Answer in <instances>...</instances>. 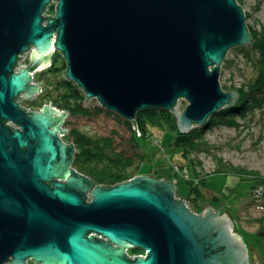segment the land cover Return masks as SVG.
Listing matches in <instances>:
<instances>
[{
  "label": "water",
  "instance_id": "1",
  "mask_svg": "<svg viewBox=\"0 0 264 264\" xmlns=\"http://www.w3.org/2000/svg\"><path fill=\"white\" fill-rule=\"evenodd\" d=\"M53 1L55 14L43 15ZM252 42L237 0H0V264H229L225 248L233 264H249L240 234L213 232L172 182L137 175L96 185L72 166L75 143L58 134L69 133L67 110L20 101L42 93V83L53 87L55 76L33 83L32 72L51 62L55 45L62 77L85 91V105L95 97L130 121L167 109L186 134L235 104L238 91L220 83L223 61ZM29 49L30 64L20 65ZM131 245L147 255L129 258Z\"/></svg>",
  "mask_w": 264,
  "mask_h": 264
},
{
  "label": "rangeland",
  "instance_id": "2",
  "mask_svg": "<svg viewBox=\"0 0 264 264\" xmlns=\"http://www.w3.org/2000/svg\"><path fill=\"white\" fill-rule=\"evenodd\" d=\"M240 4L247 13V24L260 28L264 24V0H243ZM52 5L56 7L57 4L53 1ZM54 14V11L51 12V15ZM53 57L62 66L57 72L59 76L53 74L55 79L48 80L55 85L63 76L66 64L59 51ZM227 57L232 58L233 63L230 68L222 65V88L228 91L243 85L248 87L257 76L253 62L242 52L236 54L232 48ZM48 88L43 85L42 93L30 99L22 98L20 103L32 110L41 109L43 104L50 103V98L45 95ZM51 90H55L54 87ZM238 100L239 96L235 104ZM187 104L188 101L183 99L179 109L184 110ZM85 106L90 109V115L71 116L67 111L69 115L62 128L74 126L93 136H112L116 149H123L137 159L136 153L143 151L146 158L138 168L137 175L160 180L164 178L172 182L177 188L176 197L184 198L189 207L197 208V211L206 205L204 210L210 206L215 211L219 209L220 216L228 215L234 221V232L246 242L255 241L259 233L264 231V106L250 110L245 117H239L240 124L237 126L211 124L214 113L202 135L203 150L189 152L187 156L183 155V147L175 143L179 131L173 130L170 123L160 125L148 118V121L143 122L145 128L142 130L137 119L128 120V124L127 119L116 112L109 113L95 97ZM99 107L103 110L98 112L96 110ZM67 120H70V124L66 123ZM133 132L140 145L137 149L130 144ZM63 138L65 141L71 140L68 135ZM259 238L264 240V237Z\"/></svg>",
  "mask_w": 264,
  "mask_h": 264
},
{
  "label": "trees",
  "instance_id": "3",
  "mask_svg": "<svg viewBox=\"0 0 264 264\" xmlns=\"http://www.w3.org/2000/svg\"><path fill=\"white\" fill-rule=\"evenodd\" d=\"M238 2L242 3L243 0H238ZM248 27L253 36V42L232 49L236 54L238 52L244 53L253 62L257 76L248 87L243 85L236 88L239 92L238 102L215 113L211 124L223 123L229 126H237L240 124L239 117H245L250 110L264 106V24L259 28L248 23ZM232 63L233 59L227 57L223 67L230 68ZM59 69H62V66L53 62L50 67L39 74V78L52 77ZM52 85L55 90L48 88L45 95L50 98L54 105L67 110L71 116L91 114L90 109L84 105L85 92L75 81L63 78L58 80L55 85L52 83ZM102 110V107H99L96 111ZM108 112L111 113L112 111L108 110ZM148 118L160 125L170 123L171 128L177 130L176 116L167 109L150 108L139 111L136 119L140 123V129L145 128L143 122L148 121ZM66 123L70 124V120H67ZM206 126L205 124V126L195 128L186 134L177 132L178 136L175 143L183 147L184 156H187L189 152L203 150L201 149L202 135ZM68 130V137L73 140L77 149L73 166L78 171L88 174L96 184L112 186L132 179L139 174L138 168L146 158L143 151L136 153L139 158L137 159L133 155H128L123 149H116L112 136H93L74 126ZM130 142L136 149L140 146L135 132L132 133ZM134 165H136L135 168H133Z\"/></svg>",
  "mask_w": 264,
  "mask_h": 264
},
{
  "label": "flooded vegetation",
  "instance_id": "4",
  "mask_svg": "<svg viewBox=\"0 0 264 264\" xmlns=\"http://www.w3.org/2000/svg\"><path fill=\"white\" fill-rule=\"evenodd\" d=\"M6 123L11 124L13 122L7 121ZM85 196H86V200L88 202H90L92 200L91 193L86 194ZM205 207H202L199 211H197V208L196 209L191 208V210L194 213H197L198 215H202L203 217H207V219L210 221V223L213 224V230H212L213 232H216L217 234H219V232H218L219 228L221 226H225L230 231H232V233H235L234 229L236 226L234 224V221L228 215H225V217H219L220 215L215 216L214 214H211V212L209 210L210 207H207L206 208L207 210H204ZM89 235H92L94 237V239L108 241L107 237H105L102 234H99L95 231L90 232ZM257 237L258 238H256L255 241H249V242H246L242 237V239L244 240V242L247 246V249H248L249 264H252V263L264 264V240H261L259 238V237H264V231H261ZM111 245L116 246V244H111ZM223 250H224L223 251V254H224L223 261L226 263H229V264H233L234 262H233V260L231 261V258H230L231 254H230L228 248H225ZM127 251L130 255H135V254L138 255L140 253L145 252V250H143L142 248H137L133 245H131V247L128 248ZM130 255L128 256L129 258H131ZM27 263L28 264H36L35 260L31 259V257L27 258ZM4 264H10V262H6Z\"/></svg>",
  "mask_w": 264,
  "mask_h": 264
},
{
  "label": "bare ground",
  "instance_id": "5",
  "mask_svg": "<svg viewBox=\"0 0 264 264\" xmlns=\"http://www.w3.org/2000/svg\"><path fill=\"white\" fill-rule=\"evenodd\" d=\"M238 1V0H237ZM47 8L45 9V11L43 12V15H47V14H50L51 15V12H53L54 11V13H55V9H56V7H54V5H52V2L50 3V4H48L47 6H46ZM247 21V20H246ZM31 48H33V49H36V47L35 46H32ZM32 52V50L31 49H29V50H27V52L26 53H23V56H24V58H22L23 60H24V65H28V64H30V53ZM55 53H58V50L56 49V47H55V45H54V50H53V53H51V62L48 64V65H46V66H43V67H41V68H39V69H35V71H33L32 72V76H33V78H32V82L33 83H39L40 84V82H38V80H44V79H41V78H39V74L41 73V72H43L44 70H46V68L49 66V65H52V63L53 62H55V59H54V57H53V55H55ZM22 59L19 61V64L21 63V61H22ZM64 64V63H63ZM65 64H66V61H65ZM20 65H23V64H20ZM20 69H15V71L16 72H18ZM63 75H64V73H63ZM63 78H65V77H62V79ZM42 86L44 85V83H42L41 84ZM85 92V91H84ZM22 95H24V94H22ZM38 95V94H37ZM85 95H86V93H85ZM87 97V96H86ZM92 98H94V97H92ZM92 98H90L89 99V101L92 99ZM184 98H180L179 100H178V102H177V104H176V107H178V108H180L181 107V101L183 100ZM98 100V99H97ZM99 101V100H98ZM99 103H100V105L102 106V104H101V102L99 101ZM103 107V106H102ZM107 109V108H106ZM108 110H110V109H108ZM111 111V110H110ZM112 112H114V111H112ZM118 114V113H117ZM119 115V114H118ZM177 130H178V127H177ZM180 133V132H179ZM59 134V136L61 137V139L63 140V141H65L64 140V136L65 135H63V134H61V133H58ZM66 135H68V134H66ZM71 141H73V140H71ZM66 143H70V140L69 141H65ZM77 150V149H76ZM72 166H73V163H72ZM74 167V166H73ZM75 168V167H74ZM76 169V168H75ZM77 170V169H76ZM78 171V170H77ZM83 175H86V176H88L89 177V175L88 174H86V173H82ZM89 178H91V177H89ZM92 179V178H91ZM92 181H94L93 179H92ZM95 183V182H94ZM96 184V183H95ZM99 185H101V184H99ZM92 192H93V190H89L86 194H90L91 193V197H92ZM28 258H30V257H28ZM31 259H33L32 257H31ZM131 259H133V258H131ZM33 260H35V259H33ZM11 260H8L7 262H10ZM35 262H36V264H40L39 262H37L36 260H35ZM26 263H27V259H26ZM11 264V263H10ZM28 264V263H27Z\"/></svg>",
  "mask_w": 264,
  "mask_h": 264
},
{
  "label": "built area",
  "instance_id": "6",
  "mask_svg": "<svg viewBox=\"0 0 264 264\" xmlns=\"http://www.w3.org/2000/svg\"><path fill=\"white\" fill-rule=\"evenodd\" d=\"M20 64H24V60L22 59L21 63ZM131 246L127 247L126 248V254L129 256L130 254L128 253L127 249L130 248ZM142 255L143 257H145L147 255V251L145 250V252L143 253H140V254H135V255H130L131 258L135 259L136 256H140Z\"/></svg>",
  "mask_w": 264,
  "mask_h": 264
}]
</instances>
